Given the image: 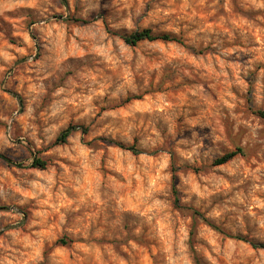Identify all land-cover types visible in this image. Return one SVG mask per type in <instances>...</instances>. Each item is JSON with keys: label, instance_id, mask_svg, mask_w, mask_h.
<instances>
[{"label": "clouds", "instance_id": "9594fccd", "mask_svg": "<svg viewBox=\"0 0 264 264\" xmlns=\"http://www.w3.org/2000/svg\"><path fill=\"white\" fill-rule=\"evenodd\" d=\"M0 264H264V0H0Z\"/></svg>", "mask_w": 264, "mask_h": 264}]
</instances>
